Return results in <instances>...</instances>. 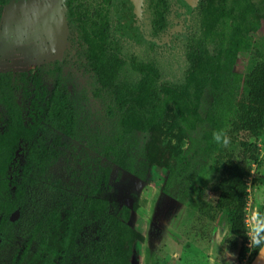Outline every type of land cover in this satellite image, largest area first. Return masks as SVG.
I'll return each instance as SVG.
<instances>
[{"label":"trees","instance_id":"obj_1","mask_svg":"<svg viewBox=\"0 0 264 264\" xmlns=\"http://www.w3.org/2000/svg\"><path fill=\"white\" fill-rule=\"evenodd\" d=\"M113 0H68L70 20L80 24V40L85 45L84 57L94 72L101 89L112 96V110L117 114L121 135L117 145L108 153L117 164L127 168V150L123 139L133 132L150 134L146 158L151 164L167 168L169 179L164 189L187 207L213 220L223 216L229 225L230 250L238 246L239 256L247 253L248 225L246 222L250 197L249 181L254 169L262 165L261 146L245 141L236 153L217 144L213 132L225 131L232 139L246 133L258 137L264 133V60L258 61L245 74L233 71L238 54L251 49L255 41L252 31L261 26L262 9L255 0H196L194 11L198 28L192 30L185 41L186 68L182 80L161 82L159 67L154 62L140 60L131 55V66L140 73L137 80H122L120 74L127 64L123 55L124 44L112 32L110 6ZM10 0H0V13ZM125 19L128 16L121 0H117ZM153 9L152 33L159 35L168 29L169 0H149ZM13 71L0 70V105L7 117L0 120V191L10 183L16 186L17 201L2 203L8 213L22 203L25 185L10 179V168L21 141L31 144L25 175L39 169L45 172L54 158L55 145L62 136L76 134L78 118L69 87L59 78L44 109V123L26 122L16 100L17 82ZM228 81L230 108H221L214 102L207 115L199 111L206 89H222ZM173 118H167L169 113ZM1 117V116H0ZM34 120L36 119L33 117ZM209 124L200 135L199 127ZM180 138L190 133L191 146L184 149L172 145L163 151L160 133H173ZM194 167V169H193ZM190 171L192 181L180 179L170 190L173 176ZM109 168L99 174L81 194L71 200L64 216L54 207L44 221L37 223L40 233L39 248L34 257L23 259L21 264H60L72 257L77 243L87 228L97 225L99 238L94 249L88 251L91 264H132L135 243L143 241V234L111 211L109 201L99 196L102 184L109 179ZM174 188V189H173ZM208 192L214 195L207 201ZM1 217V209H0ZM257 250H253L250 262Z\"/></svg>","mask_w":264,"mask_h":264},{"label":"rangeland","instance_id":"obj_2","mask_svg":"<svg viewBox=\"0 0 264 264\" xmlns=\"http://www.w3.org/2000/svg\"><path fill=\"white\" fill-rule=\"evenodd\" d=\"M148 2L144 0L139 16L141 34L123 17L117 0L111 3L112 32L122 40L123 55L128 61L120 79L140 78V73L130 64V57L135 54L140 60L157 64L161 82L182 80L186 68V37L198 28L195 3L190 6L185 0H169L168 29L153 35V9ZM255 2L262 9L260 15H264V0ZM68 10L67 0H10L0 13V70L16 74V100L25 121L44 123L43 111L59 78L69 87L78 118L76 134L62 136L45 172L35 169L25 175L31 144L20 142L9 177L26 188L20 200L22 205L9 215V220H3L8 213L0 208V264H21L23 259L34 257L40 244V233L35 229L37 223L44 221L54 207L60 208L65 216L73 197L81 194L86 185L95 183L104 168L110 169L109 179L102 184L98 195L109 201L112 212L144 236L143 241L135 243L132 264H249L253 250L246 244L247 253L243 258L239 256V246L230 250L229 225L223 216L211 220L164 189L170 171L164 166L152 165L146 158L149 133L137 131L123 139L128 153L127 168L116 163L113 153L107 154L111 145L118 144L121 127L117 114L111 109L112 96L101 89L84 57L80 24L70 20ZM252 35L253 46L238 54L233 71L245 74L264 60V18ZM228 85L226 81L220 90L206 89L199 106L202 115L206 116L217 101L221 114L225 108H230ZM0 116L4 122L7 114L2 105ZM173 117L171 112L167 116L169 120ZM209 126L202 125L194 135H200ZM176 133V129L173 133H160L163 151L172 145L184 149L191 146L190 133L180 138ZM245 141L258 142L261 146L262 165L253 170L249 181L247 217L252 227L255 226L253 213L264 216V133L258 137L236 134L228 149L238 153ZM180 179L193 180L190 171L180 173L173 176L169 189L175 188ZM1 190L3 204L19 199L14 183ZM214 198L208 192L207 201ZM98 238L97 225L87 228L72 257L62 261L60 256L56 261L91 264L88 251L94 249Z\"/></svg>","mask_w":264,"mask_h":264},{"label":"clouds","instance_id":"obj_3","mask_svg":"<svg viewBox=\"0 0 264 264\" xmlns=\"http://www.w3.org/2000/svg\"><path fill=\"white\" fill-rule=\"evenodd\" d=\"M213 139L217 144L227 147L231 143V138L223 130L213 132ZM255 216V226L249 227L246 234L248 238V248L257 250L258 255L264 254V216L253 213Z\"/></svg>","mask_w":264,"mask_h":264},{"label":"water","instance_id":"obj_4","mask_svg":"<svg viewBox=\"0 0 264 264\" xmlns=\"http://www.w3.org/2000/svg\"><path fill=\"white\" fill-rule=\"evenodd\" d=\"M125 12L131 21L133 28L141 34V26L139 24V16L142 11L144 0H121ZM188 5H194L195 0H185ZM250 264H264V254L255 255Z\"/></svg>","mask_w":264,"mask_h":264},{"label":"built area","instance_id":"obj_5","mask_svg":"<svg viewBox=\"0 0 264 264\" xmlns=\"http://www.w3.org/2000/svg\"><path fill=\"white\" fill-rule=\"evenodd\" d=\"M248 221H249V219H248V217L246 218V222H247V225H248V227H249V223H248ZM247 245H248V243H247Z\"/></svg>","mask_w":264,"mask_h":264},{"label":"flooded vegetation","instance_id":"obj_6","mask_svg":"<svg viewBox=\"0 0 264 264\" xmlns=\"http://www.w3.org/2000/svg\"><path fill=\"white\" fill-rule=\"evenodd\" d=\"M68 1V0H67ZM68 7H69V4H68ZM69 11V10H68ZM69 17V16H68ZM129 19V18H128Z\"/></svg>","mask_w":264,"mask_h":264}]
</instances>
